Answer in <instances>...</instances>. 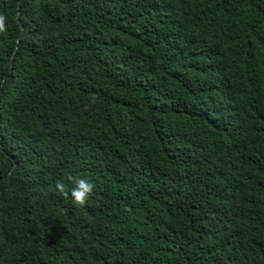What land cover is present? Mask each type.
<instances>
[{
    "label": "trees",
    "instance_id": "obj_1",
    "mask_svg": "<svg viewBox=\"0 0 264 264\" xmlns=\"http://www.w3.org/2000/svg\"><path fill=\"white\" fill-rule=\"evenodd\" d=\"M207 1L0 0V264H264V0Z\"/></svg>",
    "mask_w": 264,
    "mask_h": 264
},
{
    "label": "clouds",
    "instance_id": "obj_2",
    "mask_svg": "<svg viewBox=\"0 0 264 264\" xmlns=\"http://www.w3.org/2000/svg\"><path fill=\"white\" fill-rule=\"evenodd\" d=\"M178 0H168L173 3ZM212 0H208V7L212 6ZM4 17L0 16V31H4ZM95 189L94 182L88 177L76 175L72 172H65L60 178L54 179L49 185L48 191L55 195L66 198L74 207H83L89 200Z\"/></svg>",
    "mask_w": 264,
    "mask_h": 264
}]
</instances>
